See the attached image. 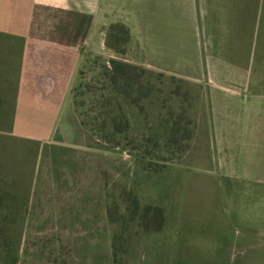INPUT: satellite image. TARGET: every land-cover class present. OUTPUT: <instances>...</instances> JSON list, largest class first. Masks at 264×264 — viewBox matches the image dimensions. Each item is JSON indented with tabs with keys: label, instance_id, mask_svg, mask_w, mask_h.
<instances>
[{
	"label": "crops",
	"instance_id": "crops-1",
	"mask_svg": "<svg viewBox=\"0 0 264 264\" xmlns=\"http://www.w3.org/2000/svg\"><path fill=\"white\" fill-rule=\"evenodd\" d=\"M118 25L122 59L173 85L191 131L164 230L139 236L121 264H264V0H0V184L29 197L22 240L39 176L77 195L79 149L91 144L77 136L71 91L84 60L116 52ZM92 208L42 205V226L89 227ZM195 236L208 252L188 246ZM111 254L108 239L106 264Z\"/></svg>",
	"mask_w": 264,
	"mask_h": 264
},
{
	"label": "rangeland",
	"instance_id": "rangeland-1",
	"mask_svg": "<svg viewBox=\"0 0 264 264\" xmlns=\"http://www.w3.org/2000/svg\"><path fill=\"white\" fill-rule=\"evenodd\" d=\"M124 53L115 52L111 56L87 59L81 63L71 91V103L72 112L78 116L84 129L77 136L91 144L88 149L80 147L78 153L80 161L87 162L88 167L86 163L80 165L74 174L73 194L77 192V195H64L60 187L62 181L43 180L42 176L37 178L32 188L34 195L30 199L29 218L32 222L21 240L14 264H85L88 253L93 255L92 264H106L101 255L107 248L108 239L111 253L113 246L121 247L123 239L114 231L120 218H129L127 209H132V200L139 202L140 209L151 204L166 208L172 175L180 169L175 163L176 153L185 145L186 132L189 131L187 120L181 115L172 120L166 114L174 115L177 107H182V97L174 99L168 95L167 101L157 100V92L168 90L167 85L162 83L159 89L152 77L132 68L116 67L113 61L126 63L122 59ZM109 61H112L110 66ZM152 86L155 89L153 98H145L141 107L140 98L146 96ZM161 106L164 114L158 116ZM63 135L67 140V133ZM53 152L51 156L58 160L66 157L61 154V149ZM87 171L88 181L83 178L88 175ZM192 182L197 185L198 180ZM55 189L60 190V195L54 192ZM4 192L0 190V194ZM17 196L19 201L13 196H9L8 201L0 196V203L28 202V195ZM72 203L80 207L93 206V211L89 212V219L93 221L91 226L85 227L84 223L78 228L42 226V205L65 206ZM2 208L1 214L4 213ZM103 216L107 217L110 229L102 223ZM2 218L3 214L0 226L4 224ZM3 235H0V240H3ZM200 245L196 236L191 237L188 243L189 247L196 249ZM208 245H201L206 252ZM131 254L132 251H128L125 256ZM0 264L3 263L0 261ZM189 264L194 263L191 261Z\"/></svg>",
	"mask_w": 264,
	"mask_h": 264
},
{
	"label": "trees",
	"instance_id": "trees-1",
	"mask_svg": "<svg viewBox=\"0 0 264 264\" xmlns=\"http://www.w3.org/2000/svg\"><path fill=\"white\" fill-rule=\"evenodd\" d=\"M114 33L113 35L110 34L108 37V40H112L114 45H111L113 48H115L116 52H125L124 46L125 43L128 40V31L123 26H115L112 27L111 31ZM122 37V38H121ZM122 39V40H121ZM112 61H109V66L111 65ZM113 64L120 68H132L137 71H140L144 75H148L154 79V81L157 84V87L160 89L162 83L161 76L154 75L152 73H149L147 71H144L142 68H138L135 66H131L127 63L123 62H115L113 61ZM112 64V65H113ZM110 68V67H109ZM152 85V83H151ZM155 92L154 87H151V90L148 91V94L144 97L140 98L139 105L143 107L142 101L145 98H153V93ZM156 99L159 101H167L169 100V96H178V98L181 99L182 96L177 94V91L174 87H170V89L163 91L162 89L157 92ZM169 95V96H168ZM167 96V97H166ZM166 97V98H165ZM155 98V97H154ZM182 103V102H181ZM180 108V107H177ZM163 107L161 106L160 111L157 113L158 116H163ZM170 115L172 117V120H174V117L177 115ZM179 114L178 116H180ZM181 117L185 118L183 115ZM191 138V131L186 132L185 137V145L182 146V148L176 153L177 157H180L182 153L187 148V142ZM6 191V193L0 194L1 197L5 198L6 201L9 200L11 196L14 197V200L19 201L20 199L17 195H21L22 197L27 196L22 191L19 190H13L10 188L5 187L4 185L0 184V190ZM10 196V197H9ZM16 197V198H15ZM11 203V204H10ZM8 205H4L0 203V208L3 207V218L1 221L4 222L2 224L3 226H0V235H3V240H0V261L3 264H14V259L19 251V248L21 246V240L24 228L21 226L23 221L26 218V213L22 210L23 205H25V200H22V202H10ZM4 205V206H3ZM132 209H127V214L129 218L127 220L120 218L117 230L114 232H118L120 235V238L123 239V241L120 242L121 247H115L113 246V253L112 255V264H121L123 261V258L125 255H127L128 251L134 252V249L136 247L137 241L139 236L142 234H151V233H158L164 230L167 222L165 209L162 205L157 204H151L143 209L139 208V202L137 200L131 201ZM0 213V216L2 215ZM115 223V222H114ZM118 244V243H117Z\"/></svg>",
	"mask_w": 264,
	"mask_h": 264
}]
</instances>
